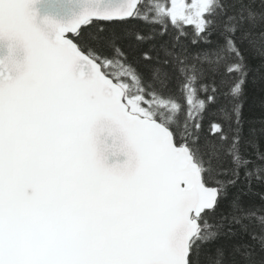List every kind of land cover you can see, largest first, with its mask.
Wrapping results in <instances>:
<instances>
[{"label":"snow or ice","instance_id":"obj_1","mask_svg":"<svg viewBox=\"0 0 264 264\" xmlns=\"http://www.w3.org/2000/svg\"><path fill=\"white\" fill-rule=\"evenodd\" d=\"M40 3L0 0V264H264V0Z\"/></svg>","mask_w":264,"mask_h":264},{"label":"water","instance_id":"obj_2","mask_svg":"<svg viewBox=\"0 0 264 264\" xmlns=\"http://www.w3.org/2000/svg\"><path fill=\"white\" fill-rule=\"evenodd\" d=\"M39 16L49 15L60 21H67L72 18L73 14L79 11V5L76 0H42V3L36 5Z\"/></svg>","mask_w":264,"mask_h":264}]
</instances>
